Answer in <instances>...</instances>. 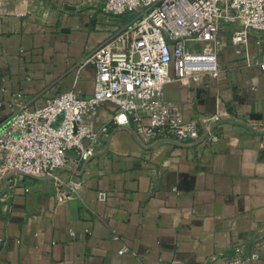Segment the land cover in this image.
I'll return each instance as SVG.
<instances>
[{"label":"crops","instance_id":"1","mask_svg":"<svg viewBox=\"0 0 264 264\" xmlns=\"http://www.w3.org/2000/svg\"><path fill=\"white\" fill-rule=\"evenodd\" d=\"M133 22L109 16L103 0H0V132L22 105L92 93L96 69L84 59ZM233 30L220 35L219 79L173 80L163 94L186 120L224 114L220 141L143 142L102 105L94 126L108 131L95 155L69 151L59 183L0 180V264H226L234 245L264 241V148L250 130L264 122V72L236 54ZM253 264H264V246Z\"/></svg>","mask_w":264,"mask_h":264},{"label":"built area","instance_id":"2","mask_svg":"<svg viewBox=\"0 0 264 264\" xmlns=\"http://www.w3.org/2000/svg\"><path fill=\"white\" fill-rule=\"evenodd\" d=\"M103 4L109 16L132 15L134 22L84 59L82 65L96 69L92 93L70 90L33 106L22 105L14 114L0 132V180L13 175L59 183L57 173L68 164L69 151L79 161L95 155L108 127L96 129L93 116L108 103L116 108L114 123L130 127L140 141L206 146L219 142L216 129L224 114L186 120L163 94L173 80L187 86L206 76L221 77L220 35L228 26L234 29L231 43L236 54L244 56L248 67L258 65L264 72V0H103ZM255 38L259 46L253 54ZM250 130L264 148V122L251 121ZM70 198L57 195L61 203ZM106 199L107 194L100 192L99 200ZM262 246L264 241L251 249L236 244L226 264H253L260 259Z\"/></svg>","mask_w":264,"mask_h":264}]
</instances>
